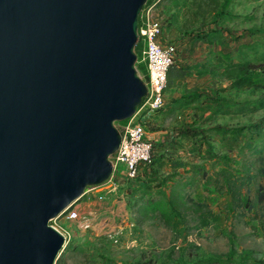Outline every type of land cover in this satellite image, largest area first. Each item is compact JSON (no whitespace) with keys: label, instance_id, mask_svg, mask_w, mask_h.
Listing matches in <instances>:
<instances>
[{"label":"water","instance_id":"water-1","mask_svg":"<svg viewBox=\"0 0 264 264\" xmlns=\"http://www.w3.org/2000/svg\"><path fill=\"white\" fill-rule=\"evenodd\" d=\"M146 2L0 0V264H55L50 221L111 176Z\"/></svg>","mask_w":264,"mask_h":264},{"label":"rangeland","instance_id":"rangeland-1","mask_svg":"<svg viewBox=\"0 0 264 264\" xmlns=\"http://www.w3.org/2000/svg\"><path fill=\"white\" fill-rule=\"evenodd\" d=\"M151 5L153 16L173 35L219 25L229 43L238 44L228 62L247 59L252 48L264 45V0H220L214 10L200 0H147L143 8ZM142 50V44L135 47L137 57ZM224 70L222 87L205 98L209 101L158 124L161 131L172 130L164 150L153 151L150 177L158 181L128 185L120 178L115 190L100 186L104 201L96 207L100 214L110 208L102 213L101 225L81 230L76 222L59 221L60 229L72 235L59 264L264 260V209L257 200L259 177L251 154L264 145V88L232 87ZM138 74L144 72L138 69ZM182 129L188 134L181 136ZM231 133L235 140L228 144Z\"/></svg>","mask_w":264,"mask_h":264},{"label":"built area","instance_id":"built-area-1","mask_svg":"<svg viewBox=\"0 0 264 264\" xmlns=\"http://www.w3.org/2000/svg\"><path fill=\"white\" fill-rule=\"evenodd\" d=\"M146 5V4H145ZM153 5L143 8L139 16L138 44L143 50L138 63L145 64L144 75L140 76L146 83L147 93L137 106L135 113L117 122L121 134L118 150L111 156L113 171L109 179L102 185L108 184V189L115 190L120 178L128 185L136 183L142 175L144 167H148L152 160L153 142L147 136L145 120L150 114L156 113L165 105L164 93L168 81L170 66L174 63L176 47L173 44H163L161 41L165 23L153 16ZM137 44V45H138ZM122 166V168H119ZM87 187L80 198L66 212L50 221V225L64 236L62 250L71 245V234L60 229L59 221L76 222L81 230H87L101 225L104 217L96 203H103L104 195L100 186Z\"/></svg>","mask_w":264,"mask_h":264},{"label":"crops","instance_id":"crops-1","mask_svg":"<svg viewBox=\"0 0 264 264\" xmlns=\"http://www.w3.org/2000/svg\"><path fill=\"white\" fill-rule=\"evenodd\" d=\"M223 33L219 25L205 26L199 34H177L178 36L173 35L172 31L168 32L167 27L164 28L161 41L163 44L175 45V68L184 69L186 73L180 78L172 79L164 93V107L146 117L147 136L154 140V146H166L169 142L168 131L172 132V130L161 131L162 129H158V124L177 116L181 111L194 106L196 102H204L203 100L210 96L212 91L222 87L221 71L224 69H221V65L228 63L226 58L231 57V50L238 48V44L235 41L233 45L229 43L230 36ZM229 33L233 35V39L237 38L233 32ZM222 35L225 38H222ZM263 47L264 45L258 47V50L252 48L254 50L251 54L259 52ZM170 73L171 70L169 75ZM197 95L200 96L197 97ZM186 133V129H182L180 135L183 136ZM164 135H166L165 138L162 137ZM162 149L164 150V147ZM141 182L144 181L139 180L136 183ZM109 209V207L104 208L103 213L110 212Z\"/></svg>","mask_w":264,"mask_h":264},{"label":"trees","instance_id":"trees-1","mask_svg":"<svg viewBox=\"0 0 264 264\" xmlns=\"http://www.w3.org/2000/svg\"><path fill=\"white\" fill-rule=\"evenodd\" d=\"M206 6L211 7V10H214L220 0H200ZM166 27V26H165ZM140 45V43L138 44ZM137 45V46H138ZM138 69L145 71V64L143 62L138 63ZM143 68V69H141ZM171 73L169 75L168 72V81L166 85V89L168 88L169 84H171L173 78H180L185 75L186 70L175 68V63H173L169 71ZM224 74L226 78L231 80V86L237 88H254L260 89L264 88V47L259 51L255 52L251 55V57H247V59L237 58L235 61L228 62ZM200 95H197V97ZM209 98V97H206ZM212 97H210L211 100ZM204 102L209 101V99H204ZM158 112V111H157ZM187 132V131H186ZM235 134L231 133L230 136L227 138L228 144L234 142L230 140L234 139ZM264 144V143H263ZM162 147L154 146L153 144V151L154 150H161ZM252 155H256L255 161L257 164V173L259 177L258 182V189H257V200L260 206L264 209V145L261 146L260 149H256L252 151ZM154 154L152 152V160L148 167H144L142 175L139 177V180L145 181L148 178L149 181H158V177L151 176V167H153L154 163ZM138 180V181H139ZM64 258V254L59 255L56 260V263L59 264ZM253 264H264V260H259L254 262Z\"/></svg>","mask_w":264,"mask_h":264}]
</instances>
